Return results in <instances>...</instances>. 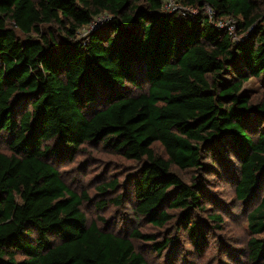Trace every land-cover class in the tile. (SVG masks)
<instances>
[{"label": "trees", "instance_id": "trees-1", "mask_svg": "<svg viewBox=\"0 0 264 264\" xmlns=\"http://www.w3.org/2000/svg\"><path fill=\"white\" fill-rule=\"evenodd\" d=\"M176 2L197 11H165L163 0H0V138L10 150H0V264H147L130 238L142 235L88 224L87 196L56 168L84 143L143 159L136 214L162 228L165 207L182 210L197 247L202 191L178 171L224 168L235 197L257 203L247 258L264 264L255 237L264 233V99L252 103L243 88L251 77L264 84V0ZM225 18L236 32L218 25ZM50 24L65 36L45 31Z\"/></svg>", "mask_w": 264, "mask_h": 264}, {"label": "rangeland", "instance_id": "rangeland-1", "mask_svg": "<svg viewBox=\"0 0 264 264\" xmlns=\"http://www.w3.org/2000/svg\"><path fill=\"white\" fill-rule=\"evenodd\" d=\"M163 4L165 11H175L180 15L197 11L182 8L176 0H163ZM204 11L210 14L207 8ZM105 17H96L91 25L83 26L77 38L95 29ZM222 21L221 25L226 29L236 32L232 19L225 18ZM217 23L220 25V22ZM44 30L55 38L65 36L64 29L55 24H50ZM243 88L252 103L264 99L261 77H251L243 84ZM152 147L156 153L167 157L158 142H154ZM0 150L10 152L4 137L0 138ZM142 160L126 158L100 143H84L71 159L55 161L54 164L71 191L79 196H87L80 208L88 224L94 222L99 228L126 237H130L132 230L142 236H153L151 240L142 236L130 237L135 250L143 255L147 264H250L246 244L253 235L248 225V215L257 203H245L235 197L234 185L224 176V168L218 167L221 175L194 169L178 171L184 183L194 187L198 185L199 191H202L200 206L191 218L204 232V241L199 242L197 247L180 222L182 210L165 207L171 219L162 228L153 226L136 214L134 176ZM233 164L236 167V160ZM212 214L219 216V220L212 221ZM255 237L263 238L264 233ZM166 241L169 244L160 252L153 247L154 243Z\"/></svg>", "mask_w": 264, "mask_h": 264}, {"label": "built area", "instance_id": "built-area-1", "mask_svg": "<svg viewBox=\"0 0 264 264\" xmlns=\"http://www.w3.org/2000/svg\"><path fill=\"white\" fill-rule=\"evenodd\" d=\"M168 10H169V9H168ZM169 11H171V10H169ZM219 22H220V25H221L223 21H219Z\"/></svg>", "mask_w": 264, "mask_h": 264}]
</instances>
